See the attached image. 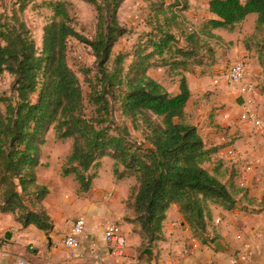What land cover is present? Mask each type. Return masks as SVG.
Returning <instances> with one entry per match:
<instances>
[{"label":"trees","instance_id":"obj_1","mask_svg":"<svg viewBox=\"0 0 264 264\" xmlns=\"http://www.w3.org/2000/svg\"><path fill=\"white\" fill-rule=\"evenodd\" d=\"M84 1L97 10L94 38L76 29L70 2L46 1L53 16L44 27L41 50L22 18V3L11 15L0 16V80L5 73L14 79L11 95L0 93V212L13 215L24 228L33 225L50 234L53 226L43 207L50 190L38 182L37 169L45 134L53 126L58 139L73 141L62 175H73L81 193L91 190L97 177L92 170L104 157L114 160L117 180H136L128 202L134 219L126 221L136 225L143 249L163 240L173 204L198 240L214 244L218 238L206 234L210 205L231 211L239 203L206 168L223 146L208 147L191 123L186 112L191 93L183 73L215 65L212 43L220 38L213 31H232L250 14L257 15L255 31L244 44L264 68V0H209L215 17L200 28L186 19L187 0H147L149 31L112 62L125 33L117 19L124 0ZM71 40L88 46L96 58L95 69L80 70L87 93L68 62ZM162 68L181 75L178 93L150 77V70Z\"/></svg>","mask_w":264,"mask_h":264},{"label":"crops","instance_id":"obj_2","mask_svg":"<svg viewBox=\"0 0 264 264\" xmlns=\"http://www.w3.org/2000/svg\"><path fill=\"white\" fill-rule=\"evenodd\" d=\"M214 17L212 14L210 19ZM256 20L257 15L250 14L232 31L214 30L220 38L212 43L216 46V64L183 73L191 93L186 107L191 123L198 127L208 147L223 146L206 168L216 172L239 203L231 211L210 205L206 234L210 239L217 237L224 249L214 247L217 241L203 244L198 240L173 204L163 223V240L150 248L153 257L149 259L143 254L142 238L134 232L136 225L126 221V218L134 219L128 202L136 180L132 177L117 180L113 171L108 168L105 173L102 168L91 190L83 197L69 196L65 187L56 196H51L53 191L49 194L43 203L53 226L49 235L33 225L24 228L13 215L0 212V245L8 251L2 264H18L20 260L29 264H264V126L259 128L241 119L246 100L251 111L264 123V68L255 52L247 51L244 44L246 37L254 33ZM247 21L252 29H245ZM221 46L228 48L225 56ZM241 60L245 62L244 79L253 86L249 94L241 96L234 84L211 86L223 69ZM205 69L208 72L203 74ZM161 70L152 69L149 75L168 90L154 76ZM176 76L174 94L179 92L181 79V75ZM213 89L216 100L208 97V91ZM249 166L251 171H247ZM75 219L86 222L79 250L63 244L72 232ZM112 223L121 226L127 240L123 257L112 256L107 251L104 232ZM8 232L12 234L10 241L5 240Z\"/></svg>","mask_w":264,"mask_h":264},{"label":"rangeland","instance_id":"obj_3","mask_svg":"<svg viewBox=\"0 0 264 264\" xmlns=\"http://www.w3.org/2000/svg\"><path fill=\"white\" fill-rule=\"evenodd\" d=\"M51 0H0V16L11 15L12 10L18 9L19 6L24 5V11L22 13V18L30 30L32 37L34 39L36 48L41 50L44 27L52 19V12L46 8L43 3ZM67 1L72 4L71 14L75 18L76 29L84 36L93 39L96 34L97 25V10L94 5L88 1L84 0H59ZM189 4V9L185 12L186 19L190 25L195 28H200L201 25L212 17L210 13L208 1L209 0H187ZM246 0H243L245 2ZM20 3V5L18 4ZM149 4L147 0H124L117 11V19L119 25L125 30L124 35L118 40L113 49V58L118 53H126L131 51L133 45L138 41L139 36L148 32L147 20L149 17ZM250 21H247L245 27L246 30L252 29ZM250 25V26H249ZM241 30L244 26L240 27ZM248 38V37H246ZM222 47L223 54L227 53L228 48ZM68 62L70 66L78 73L81 83L84 88V92L87 93V85L84 84V77L80 73L82 67H89L95 69L96 58L93 55L92 50L76 41L71 40L68 44ZM216 48V46H215ZM130 60L127 61V64ZM111 64V63H110ZM230 66L223 69L219 77L214 80L211 86H232L233 84L227 80V73ZM167 69V68H166ZM169 70H164L155 73L154 76L168 88L171 93H174L176 82L178 80L175 73L169 74ZM207 73L208 70L202 71ZM245 78V77H244ZM13 77L9 73H5L0 80V93L4 95H11L13 86ZM246 83L245 79L243 80ZM230 86V87H231ZM209 96L215 100L216 92L215 90L208 91ZM222 109V108H216ZM116 119L121 121V113L116 106ZM137 136V135H136ZM45 143L41 148V163L42 165L37 169L38 182L49 188L51 195L56 196L57 191L65 187L69 190L67 193L69 196L78 198L83 197L85 193L79 191V185L76 182L73 175L63 176L62 167L65 163L66 158L70 155L72 149V139L60 140L57 138L55 130L50 127L45 134ZM114 160L110 157H104L99 164L97 169H93L92 172L98 174V170L105 168V173L110 169L113 171ZM77 219L73 220V223ZM146 246V245H145ZM144 247V246H143ZM142 247V248H143Z\"/></svg>","mask_w":264,"mask_h":264},{"label":"built area","instance_id":"obj_4","mask_svg":"<svg viewBox=\"0 0 264 264\" xmlns=\"http://www.w3.org/2000/svg\"><path fill=\"white\" fill-rule=\"evenodd\" d=\"M245 62L237 61L232 64L227 73V80L232 84L238 86L241 96L249 94L253 90V86L244 83ZM244 111L241 115L243 121L253 122L257 127L264 126L263 121L258 118L254 112L250 109V102L244 100ZM251 167L247 168V171H251ZM219 222V221H217ZM86 228V222L84 219H78L73 224L72 232L64 238L63 244L66 248L79 250L81 248L80 238L83 235ZM104 238L107 244V251L110 255L115 257H123L127 250V240L123 233L121 226L117 223L109 224L104 232ZM8 256L7 249L0 245V264L4 261V258ZM18 264H29L25 260H20Z\"/></svg>","mask_w":264,"mask_h":264},{"label":"water","instance_id":"obj_5","mask_svg":"<svg viewBox=\"0 0 264 264\" xmlns=\"http://www.w3.org/2000/svg\"><path fill=\"white\" fill-rule=\"evenodd\" d=\"M210 11H211V10H210ZM211 13H212V11H211ZM11 238H12V234H11L10 232H8V233L5 235V240L10 241ZM48 239H49V243L51 244V243H52L51 238L48 237ZM214 247H215L216 249H224V247L222 246V242H221V241H217V242L214 244ZM143 254L146 255L149 259H152V257H153V250L150 249V248H147V249L144 250Z\"/></svg>","mask_w":264,"mask_h":264}]
</instances>
